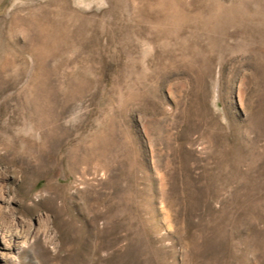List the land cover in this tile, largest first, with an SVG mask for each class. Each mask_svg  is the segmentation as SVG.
<instances>
[{"label":"rangeland","instance_id":"374dc122","mask_svg":"<svg viewBox=\"0 0 264 264\" xmlns=\"http://www.w3.org/2000/svg\"><path fill=\"white\" fill-rule=\"evenodd\" d=\"M0 264H264V0H0Z\"/></svg>","mask_w":264,"mask_h":264}]
</instances>
